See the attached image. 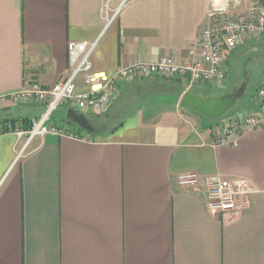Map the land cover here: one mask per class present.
<instances>
[{
    "label": "crops",
    "instance_id": "crops-1",
    "mask_svg": "<svg viewBox=\"0 0 264 264\" xmlns=\"http://www.w3.org/2000/svg\"><path fill=\"white\" fill-rule=\"evenodd\" d=\"M256 1L239 0L231 15L243 17ZM120 3L0 0V264H264V128L240 134L234 147L216 143L243 112L259 111L264 72L252 61L264 53L261 39L238 48L253 54L247 64L258 87L224 120L204 121L183 98L220 96L242 81L228 91L199 82L185 90L146 78L121 84L105 112L85 115L96 134L68 124L67 103L47 123L75 138L48 134L26 144L11 132L44 114V104L14 98L29 84L45 89L64 80L68 44L96 41L92 70L111 76L164 57L186 64L210 23L208 0ZM237 50L224 52L227 68ZM181 173L245 181L248 204L214 217L203 181L197 191L180 189Z\"/></svg>",
    "mask_w": 264,
    "mask_h": 264
},
{
    "label": "built area",
    "instance_id": "built-area-1",
    "mask_svg": "<svg viewBox=\"0 0 264 264\" xmlns=\"http://www.w3.org/2000/svg\"><path fill=\"white\" fill-rule=\"evenodd\" d=\"M126 1L121 0L119 8ZM238 1L208 0L207 17L210 23L188 50L189 61L186 64H178L175 60L164 57L155 63L137 62L121 67L110 76L92 70L90 56L96 48V41L68 44V76L50 88L44 89L37 84H29L14 98L22 103L44 104V114L39 120L31 121L28 130H22L17 125L11 132L18 138L25 137L26 144L36 137L43 138L48 134L75 138L73 133L66 134L47 123L61 104L67 103L70 108L83 115L105 112L111 106L121 84L146 78L174 81L185 90H189L198 82L215 84L221 89L225 84L228 69L224 52L237 50L248 38L261 39L264 47V6L258 5L255 0L257 3L250 4L243 17H233L232 9ZM108 12L106 3V25L112 20ZM78 79H81L83 91L78 89ZM254 103L259 111H245L235 118L218 137L217 145L237 146L240 134L264 128L263 87L256 91ZM5 130L9 131V128ZM201 181L204 183L206 208L214 217L240 212L247 206L248 197L252 193V188L242 180H227L219 176L201 179L195 173H181L176 178L177 186L187 191H197Z\"/></svg>",
    "mask_w": 264,
    "mask_h": 264
},
{
    "label": "water",
    "instance_id": "water-1",
    "mask_svg": "<svg viewBox=\"0 0 264 264\" xmlns=\"http://www.w3.org/2000/svg\"><path fill=\"white\" fill-rule=\"evenodd\" d=\"M245 88L246 85L243 84L229 93L207 98L186 93L183 98V102L184 105L193 112L211 119H218L236 105L238 100L242 98ZM66 119L69 125H74L90 135L96 134L90 121H88L85 115L77 112L76 110L69 109Z\"/></svg>",
    "mask_w": 264,
    "mask_h": 264
},
{
    "label": "rangeland",
    "instance_id": "rangeland-1",
    "mask_svg": "<svg viewBox=\"0 0 264 264\" xmlns=\"http://www.w3.org/2000/svg\"><path fill=\"white\" fill-rule=\"evenodd\" d=\"M261 54H256V58H254V60L252 61V63H255V65H257L256 67L258 68V70L260 72H264V53L259 52ZM253 54L250 52L249 48L244 47V48H240L237 50V52L233 55H231L229 57V66L227 69V77H226V81H225V91H228V89H233L234 85L233 82H241V85L245 84L246 88H245V92L242 96V98H240L238 100V102L236 103V105L231 108L225 115H223L222 117L218 118V119H211V120H224L226 119L228 116H230V114L234 111V110H238V108L242 105L245 104L246 102H248L250 100V97L253 95V93L256 91L257 89V83L254 82L255 81V77L252 75L253 71H252V64H247V60L248 58H250ZM233 56V57H232ZM249 81V82H248ZM240 85V86H241ZM222 91H217L215 92L216 94L221 93ZM58 110H61L60 108ZM55 117V115H54ZM200 117L204 120V121H208L210 119H208V117L200 115Z\"/></svg>",
    "mask_w": 264,
    "mask_h": 264
},
{
    "label": "trees",
    "instance_id": "trees-1",
    "mask_svg": "<svg viewBox=\"0 0 264 264\" xmlns=\"http://www.w3.org/2000/svg\"><path fill=\"white\" fill-rule=\"evenodd\" d=\"M26 123V122H25ZM26 126H27V124H26Z\"/></svg>",
    "mask_w": 264,
    "mask_h": 264
},
{
    "label": "flooded vegetation",
    "instance_id": "flooded-vegetation-1",
    "mask_svg": "<svg viewBox=\"0 0 264 264\" xmlns=\"http://www.w3.org/2000/svg\"><path fill=\"white\" fill-rule=\"evenodd\" d=\"M94 127V126H93ZM95 129V128H94Z\"/></svg>",
    "mask_w": 264,
    "mask_h": 264
}]
</instances>
